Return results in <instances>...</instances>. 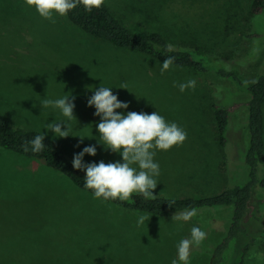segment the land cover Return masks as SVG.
Instances as JSON below:
<instances>
[{
    "label": "rangeland",
    "instance_id": "1",
    "mask_svg": "<svg viewBox=\"0 0 264 264\" xmlns=\"http://www.w3.org/2000/svg\"><path fill=\"white\" fill-rule=\"evenodd\" d=\"M250 2L104 3L135 31L157 29L176 47L203 45L240 76L243 84L237 85L212 70L171 66L161 75L163 62L95 38L67 16H57L52 23L26 7L24 0H0V114L15 126L40 131L71 157L95 145L96 155L83 157L87 164L123 162L119 153L98 143L100 117L94 115V106L87 104L94 90L109 87L118 100L129 105L117 112L156 111L187 134L182 145L156 152L154 162L160 175L153 194L198 197L241 183L246 178L243 155L249 141L246 87L264 64V12L251 14ZM146 7L159 12L160 17H145ZM188 80L196 81L195 88L181 92L178 85ZM124 84L127 89L120 88ZM68 94L76 97V120L68 121L59 109L42 106L44 99ZM213 103L236 106L229 117L224 146L217 139ZM61 120L72 136L54 137L46 130L48 123ZM253 197L259 212L264 213V186L257 185ZM231 214V207L196 210L185 222L172 218L174 215L158 216L109 201L102 203L42 160L0 147V264H172L174 259L182 264L177 246L190 238L193 227L204 231L206 238L191 247L189 264H208L216 244L228 231ZM141 215L150 218L138 226ZM260 217L264 219L262 214ZM248 234L228 242L219 264H229L234 252H240L253 238L243 264H264L262 233L251 236L249 230Z\"/></svg>",
    "mask_w": 264,
    "mask_h": 264
},
{
    "label": "trees",
    "instance_id": "2",
    "mask_svg": "<svg viewBox=\"0 0 264 264\" xmlns=\"http://www.w3.org/2000/svg\"><path fill=\"white\" fill-rule=\"evenodd\" d=\"M249 11L253 15L262 14L264 12V0H251ZM145 12V17L154 19L160 17L159 12H152L150 7H146ZM67 18L83 32L115 47L134 51L160 62L172 56L175 61L173 66L190 68L200 72L212 70L234 84H243L242 79L235 71L226 68L218 59L212 57L203 45H193L190 48L176 47L157 29L135 31L125 25L105 4L100 9H94L91 12H86L83 6H78L69 11ZM250 36L253 37L254 35L251 34ZM167 45H172L174 50L172 52L167 51ZM253 80L257 82L250 83L246 87L249 95L245 103L249 141L243 155L246 167V178L243 182L227 186L217 193L198 197L173 198L153 194L156 196L154 200H145L140 194L133 193L127 201H109L122 208L165 217L192 209L196 211L214 207H231L232 214L228 231L216 244L208 264L221 263L223 260L222 253L228 247V242L242 235L248 236L249 230L252 231L251 236H256V233L259 232L264 238V219L260 217L261 214L264 216V213L259 212L253 197L257 185L264 186V64ZM235 107L231 104L213 103L214 127L220 146L226 144L225 132L229 117ZM38 134L43 133L15 126L7 116L0 114L1 148L22 156L42 160L47 167L68 178L74 186L94 196L92 190L84 187V171L73 169V157L67 155L61 146L48 136L44 135L43 143L46 147L43 151L39 153L23 151L21 145L32 140ZM83 162L87 164L85 161ZM253 239H250L249 243H245L240 252L238 249L234 252L229 264H243L245 253L249 244L254 242Z\"/></svg>",
    "mask_w": 264,
    "mask_h": 264
},
{
    "label": "clouds",
    "instance_id": "3",
    "mask_svg": "<svg viewBox=\"0 0 264 264\" xmlns=\"http://www.w3.org/2000/svg\"><path fill=\"white\" fill-rule=\"evenodd\" d=\"M104 3L105 0H24L26 7L34 8L39 17L52 23L56 22L57 16L66 17L69 11L78 6H83L86 12H91L100 9ZM166 48L169 52L174 50L172 45H167ZM254 50L259 51L258 48ZM174 62V57H167L161 65V75L169 70ZM256 82L253 80L250 83ZM248 83L245 81V84ZM195 86V80H188L178 85L181 92L189 88L194 89ZM120 88L127 89V85H121ZM75 98L68 94L56 100L44 99L42 106L59 109L68 121L76 120L73 114ZM87 104L89 107L94 106V115L100 117V122L96 125L100 141L98 143L103 144L105 149L113 153H119L123 162L100 161L85 164L84 155L95 156L96 146L84 147L82 151L74 154L72 160L73 169L85 173L84 187L92 190L94 198L101 200L102 203L115 200L127 201L133 193L140 194L145 200H154L156 196L153 195L152 190L157 187L156 177L160 175L159 165L154 162L156 152L168 151L173 146L182 145L187 138L186 132L176 123H167L156 111L152 114L132 111L126 115L117 112V109H127L129 105L118 100L117 95H114L109 87H99L94 90ZM46 130H50L54 137L72 136L71 129L63 120L48 123ZM44 138V134H38L21 147L24 152L39 153L46 147L43 143ZM82 140L83 138L81 142ZM195 215L196 211L192 209L175 214L172 218L187 222ZM149 218L150 216L141 215L137 225L145 224ZM205 238L204 231L193 227L190 238L181 240L177 246L178 261L189 264L191 247L199 246ZM172 264H177V260L174 259Z\"/></svg>",
    "mask_w": 264,
    "mask_h": 264
}]
</instances>
